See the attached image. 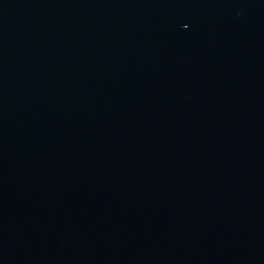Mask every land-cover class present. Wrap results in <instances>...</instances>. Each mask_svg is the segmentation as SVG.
Returning a JSON list of instances; mask_svg holds the SVG:
<instances>
[{
	"label": "water",
	"instance_id": "water-1",
	"mask_svg": "<svg viewBox=\"0 0 264 264\" xmlns=\"http://www.w3.org/2000/svg\"><path fill=\"white\" fill-rule=\"evenodd\" d=\"M0 264H264V0H0Z\"/></svg>",
	"mask_w": 264,
	"mask_h": 264
}]
</instances>
